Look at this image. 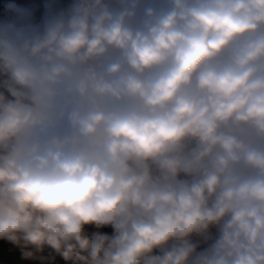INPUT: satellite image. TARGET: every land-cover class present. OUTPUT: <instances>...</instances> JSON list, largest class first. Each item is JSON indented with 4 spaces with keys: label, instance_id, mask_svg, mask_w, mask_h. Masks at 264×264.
<instances>
[{
    "label": "clouds",
    "instance_id": "9594fccd",
    "mask_svg": "<svg viewBox=\"0 0 264 264\" xmlns=\"http://www.w3.org/2000/svg\"><path fill=\"white\" fill-rule=\"evenodd\" d=\"M0 264H264V0H0Z\"/></svg>",
    "mask_w": 264,
    "mask_h": 264
},
{
    "label": "rangeland",
    "instance_id": "374dc122",
    "mask_svg": "<svg viewBox=\"0 0 264 264\" xmlns=\"http://www.w3.org/2000/svg\"><path fill=\"white\" fill-rule=\"evenodd\" d=\"M2 247H3V250H4V256H3V258H4V260L6 262L18 258V254H17V256H10V255H8V248H9V246L7 244H3Z\"/></svg>",
    "mask_w": 264,
    "mask_h": 264
}]
</instances>
